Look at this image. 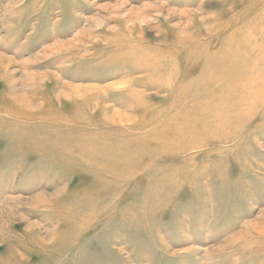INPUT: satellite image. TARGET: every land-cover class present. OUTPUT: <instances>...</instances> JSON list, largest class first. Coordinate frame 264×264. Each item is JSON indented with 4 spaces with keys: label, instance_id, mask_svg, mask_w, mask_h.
<instances>
[{
    "label": "rangeland",
    "instance_id": "rangeland-1",
    "mask_svg": "<svg viewBox=\"0 0 264 264\" xmlns=\"http://www.w3.org/2000/svg\"><path fill=\"white\" fill-rule=\"evenodd\" d=\"M0 264H264V0H0Z\"/></svg>",
    "mask_w": 264,
    "mask_h": 264
},
{
    "label": "bare ground",
    "instance_id": "bare-ground-1",
    "mask_svg": "<svg viewBox=\"0 0 264 264\" xmlns=\"http://www.w3.org/2000/svg\"><path fill=\"white\" fill-rule=\"evenodd\" d=\"M118 116V115H117ZM121 122V121H120Z\"/></svg>",
    "mask_w": 264,
    "mask_h": 264
}]
</instances>
